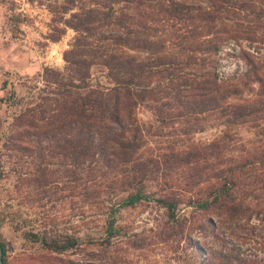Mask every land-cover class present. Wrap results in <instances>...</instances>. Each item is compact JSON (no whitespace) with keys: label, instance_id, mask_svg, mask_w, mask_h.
<instances>
[{"label":"trees","instance_id":"trees-1","mask_svg":"<svg viewBox=\"0 0 264 264\" xmlns=\"http://www.w3.org/2000/svg\"><path fill=\"white\" fill-rule=\"evenodd\" d=\"M76 1L63 3L62 12L77 6ZM92 1L91 5H79L65 18L77 31L71 46L62 53L68 71L45 67L43 75L51 88L37 103L41 118L30 114L34 129H28L38 142H44L37 146L39 152L47 149L50 157L70 158L69 179L75 186L91 181L93 188L86 183L83 189L103 215V223L100 235L88 237V242H97L104 250L110 248L114 238L127 234L126 224L120 223L121 211L155 201L165 207L171 228L160 233L164 239L179 233L182 237L194 225L211 234L210 243L216 245L187 236V246L194 247L199 264H264V256L245 251L240 241L245 229L260 227L264 231L263 224L251 221L253 216L264 221V203L252 202L259 197L255 191L264 188V62L248 53L249 65L243 74L223 79L213 58L228 39L264 43V6L255 12L252 2L258 0H205L207 5L197 0ZM244 8L255 15L241 14ZM230 11L238 18L228 25L221 15ZM240 16L254 25L239 26ZM141 51L146 54L140 55ZM94 65L102 67L107 84H89ZM192 65L198 69L188 68ZM255 82L257 97L228 100L240 92L241 85ZM140 104L162 123L191 120L195 124L199 114L214 115L222 127L219 137L202 148L203 155L189 147L180 158L195 165L199 158L206 161L203 167L212 166L211 171L199 169L198 174V179L209 176L204 187L207 192L180 198L147 190L157 154L145 148L146 132L152 134L153 126L138 121L136 108ZM240 125L257 128L254 136L241 139L237 134ZM44 169L39 168L35 181L52 179ZM182 204L191 206L189 214L180 215ZM259 233L255 241L264 249V234ZM29 235L53 253L30 254L25 264H75L60 254L77 247L79 236L66 233L59 237L40 231ZM132 243L139 245L136 240ZM0 246L8 264L1 239ZM90 264L96 263L92 260ZM101 264L118 262L111 259Z\"/></svg>","mask_w":264,"mask_h":264},{"label":"rangeland","instance_id":"rangeland-1","mask_svg":"<svg viewBox=\"0 0 264 264\" xmlns=\"http://www.w3.org/2000/svg\"><path fill=\"white\" fill-rule=\"evenodd\" d=\"M66 1L0 0V239L5 244L8 264H25L30 254L53 253L46 250L41 241L32 240L29 235L32 231L59 237L66 233L79 236L81 242L77 247L60 254L75 264H90L92 260L101 264L111 259H115L118 264H199V257L193 255L194 247L187 246V236L211 245L215 243H210L213 240L211 234L200 231L194 225L188 227L182 237L179 233L164 239L160 233L171 228L166 222L165 207L155 201L138 203L121 211L120 223L126 224L127 234L114 238L110 248L104 250L97 242H88V237L100 235L103 223V215L98 214L99 209L90 203L83 189L86 183L90 185L89 189L93 188L91 181L75 186L69 179V157H50L47 149L40 152L37 150V146L44 142H38L37 136L31 135L28 129H34L30 114L38 120L41 118L37 103L42 101V96L51 88L43 75L44 69L51 67L63 73L68 71V64L62 53L71 46L77 31L66 23L65 18L70 17L72 11H77L79 5H91L93 2L77 0V6L62 12V5ZM197 2L205 5L209 3L205 0ZM252 3L255 12L259 6H264V1ZM114 5L119 7L121 3ZM247 8L242 9L241 14L254 16L255 13ZM228 14L221 16L223 22L229 25L238 17L232 11ZM238 23L239 26H247L246 23L254 25L252 20L242 16ZM54 36L59 38L54 40ZM248 53L264 62V43L253 40L248 43L246 39L239 42L226 40L221 50L213 56L217 59L219 77L224 79L242 75L249 65L245 58ZM144 54L145 51L140 52V55ZM188 68L198 69L193 65ZM99 83L108 82L102 67L94 65L90 68L89 84ZM241 86L240 92L236 96H230L228 100L243 101L258 96L257 82ZM136 116L144 126H153V133L146 132L145 135V148L157 154L152 176L147 180V190L157 196L171 195L180 198L207 192L204 187L209 176L205 174V177L198 179V174L199 169L208 172L212 166L203 167L206 161L199 158L196 161L198 167L193 161L188 163L180 158L183 156L182 152L189 147H195L203 155L202 148L219 137L222 127L217 124L214 115L203 117L199 114L195 124L191 120L162 123L155 119L151 109L140 104L136 108ZM187 127L194 128L185 133ZM256 130L257 128L240 125L237 134L241 139H249ZM246 143L249 144L248 141ZM48 157L50 162L45 161ZM209 158L213 161L211 156ZM44 166L52 179L39 183L34 177L40 174L39 168ZM95 185L96 189H100L98 184ZM103 192L100 189L99 194ZM255 193L259 197L252 202L264 203V188ZM189 210L190 205L182 204L180 215L189 214ZM251 221L253 224L264 225V221L258 222L255 216ZM260 231L264 234L260 227L255 231L245 229L240 239L242 249L264 256L263 247L255 241ZM132 240H136L139 245H133ZM105 254H110L111 257L108 258ZM55 264L59 262L56 261Z\"/></svg>","mask_w":264,"mask_h":264},{"label":"water","instance_id":"water-1","mask_svg":"<svg viewBox=\"0 0 264 264\" xmlns=\"http://www.w3.org/2000/svg\"><path fill=\"white\" fill-rule=\"evenodd\" d=\"M0 264H5L2 258V248L0 246Z\"/></svg>","mask_w":264,"mask_h":264}]
</instances>
